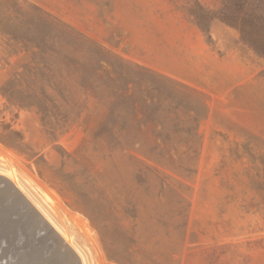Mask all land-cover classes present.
<instances>
[{"label":"rangeland","instance_id":"1","mask_svg":"<svg viewBox=\"0 0 264 264\" xmlns=\"http://www.w3.org/2000/svg\"><path fill=\"white\" fill-rule=\"evenodd\" d=\"M21 1L103 47L108 61L96 72L103 95L115 56L187 88L144 71L152 80L123 91L111 121L124 129L111 141L84 131L96 129L112 101L94 106L89 88L75 93L74 111L87 108L57 140L34 109L5 107L0 98V121L45 160L41 175L33 159L0 140V166L11 164L52 196V214L94 253V264L113 262L85 209L103 213L112 251H137L146 262L264 264V58L219 21L208 39L189 14L194 0Z\"/></svg>","mask_w":264,"mask_h":264},{"label":"trees","instance_id":"2","mask_svg":"<svg viewBox=\"0 0 264 264\" xmlns=\"http://www.w3.org/2000/svg\"><path fill=\"white\" fill-rule=\"evenodd\" d=\"M189 14L208 39H211L213 23L219 21L237 31L240 44L264 58V0H217L216 5L194 0ZM107 55L101 45L72 26L53 19L40 6L21 0H0V65L4 71L0 78V98L4 99L5 107L34 109L52 140H57L68 131L87 108L81 105L79 111H74L71 105L75 93H83L86 88L94 92V106L105 107L107 100L112 99L108 102V114L98 120L96 129L92 130L89 125L84 128L91 136L109 141V136L112 138L116 131L124 129L117 121H111L114 110L123 102V91L130 82L137 86L140 80H152L144 71H149L152 77H159L162 83L187 88L144 67L136 65L134 68L115 56V77L110 79V91L103 95L101 85H105V81L97 80L96 72L101 70L103 61H108ZM124 67L126 73H123ZM202 105L206 110L204 102ZM88 111L91 112L89 108ZM0 122L4 130L0 132V140L28 159H33L42 175L40 166L45 161L43 156L24 143L19 131L12 129L10 124ZM120 144V141L115 143ZM89 210L85 209V212L113 264H154L153 261L138 259L137 251H112L110 247L114 243L108 241L111 238L107 220L102 217L103 213L97 216ZM132 212V216L136 217L135 206ZM129 240L131 244L136 243L133 237Z\"/></svg>","mask_w":264,"mask_h":264},{"label":"bare ground","instance_id":"3","mask_svg":"<svg viewBox=\"0 0 264 264\" xmlns=\"http://www.w3.org/2000/svg\"><path fill=\"white\" fill-rule=\"evenodd\" d=\"M51 197L35 180L1 162L0 264H94L90 250L52 214Z\"/></svg>","mask_w":264,"mask_h":264}]
</instances>
